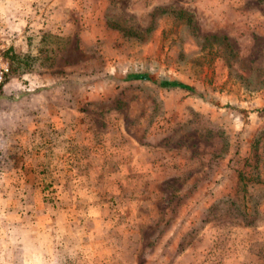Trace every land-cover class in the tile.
Masks as SVG:
<instances>
[{"label": "rangeland", "instance_id": "1", "mask_svg": "<svg viewBox=\"0 0 264 264\" xmlns=\"http://www.w3.org/2000/svg\"><path fill=\"white\" fill-rule=\"evenodd\" d=\"M105 1L70 8L61 23L54 13L37 20L34 39L16 38L5 23L0 28L8 64L0 85V174L12 184L49 163L66 174L69 189L73 168L87 185L118 152L133 147L139 162L145 150L146 160L175 166L148 199L156 211L189 221L186 209L202 202L217 217L213 239L232 246L230 264H237L241 245L264 225V0ZM99 5L109 32L98 38ZM60 31L67 36L54 34ZM134 75L147 79L125 80ZM171 81L191 90L162 86ZM85 227L99 228L93 221ZM121 230H99L94 239L117 242L109 264L159 263L148 259L155 254L153 224L139 228L141 242L126 246ZM180 232L175 248L202 254L198 234L184 226ZM257 246L239 263L264 264V244Z\"/></svg>", "mask_w": 264, "mask_h": 264}, {"label": "crops", "instance_id": "2", "mask_svg": "<svg viewBox=\"0 0 264 264\" xmlns=\"http://www.w3.org/2000/svg\"><path fill=\"white\" fill-rule=\"evenodd\" d=\"M201 1L224 6L233 3L234 0ZM91 4H94V0H0V28L2 29L5 23L12 34L16 33V38L20 39L27 35L34 39L37 20H45L46 17V21H49L50 14L54 13L52 17L55 15L61 23L66 13L71 12L70 8L89 7ZM189 4L193 5L194 2L190 0ZM199 4L201 2L197 3ZM93 12L96 14L94 18L99 24L100 31L94 35H98L99 38L104 32L108 34L109 31L101 25L104 16L100 5L97 12L94 10ZM54 34L67 36L62 35V31ZM56 84L60 85L59 81ZM135 152L133 147L124 153L118 152L116 163L106 165L102 163L95 182L87 185L81 184L76 170L78 168H73L74 172L70 174L74 176L65 179L71 184L69 189L62 181L61 176L64 173L60 170L58 174L52 172L55 168L49 163L43 164L37 171L30 169L29 174L24 177L25 180L16 178L14 182L15 179L12 177V184L6 183L11 180L9 176L0 174V264H109L113 260L112 246L117 242L107 240L101 244L94 240L99 230L107 231L109 234L121 230L117 228V225H121L123 229L121 232L124 235L120 243L126 246L133 241L141 242L143 236L139 228L152 224L155 233L151 242L154 243L152 252L155 254L154 257L148 256L149 260L154 259L160 264L233 262L228 255L232 246L224 247L220 239H213L210 230L217 227L213 223L217 217L211 215L209 212L211 208L202 206V202H194L193 206L190 205L186 209L187 217L191 218L189 221L186 218L176 222L171 218L170 212L156 211V203L153 204L148 199L157 197L154 188L173 177L170 172L175 171V166L170 167V163L164 158L156 162L146 160L145 150L139 151V154L143 153V157L139 162L135 161L133 159ZM125 155H128V161L123 159ZM90 159L97 164L95 158ZM132 174L138 176L135 178ZM211 180L209 178L208 182ZM144 192L148 194L146 198L142 197ZM113 198L116 201L125 200L122 205L117 206ZM154 214L160 219L154 221ZM57 217L62 218V222L56 221ZM92 221L98 223V229L85 227L86 223ZM183 226L189 229V232L194 231L193 236L198 234L200 247L203 248L199 249L202 253L199 256L175 248V243L180 242L182 236L180 230ZM82 232L88 233L91 243L87 244L82 240ZM253 232L256 237L241 245L237 264L242 262L241 259L245 261V256L252 254L255 256L258 253L257 251L255 253L257 245L264 244V225H260L256 231L253 229ZM201 240L204 241V247Z\"/></svg>", "mask_w": 264, "mask_h": 264}, {"label": "trees", "instance_id": "3", "mask_svg": "<svg viewBox=\"0 0 264 264\" xmlns=\"http://www.w3.org/2000/svg\"><path fill=\"white\" fill-rule=\"evenodd\" d=\"M16 55H19L20 54H17L15 52H11V56H14L15 58H19L18 56ZM135 80V79H141V80H145L147 79V76L145 75H134V76H126L125 77V80ZM163 87H167V88H180V89H185V90H191L188 86L184 85L183 83H180V82H177V81H171V82H166V83H163L162 84ZM264 112V111H263ZM257 185L259 184H262V183H259V182H256Z\"/></svg>", "mask_w": 264, "mask_h": 264}, {"label": "built area", "instance_id": "4", "mask_svg": "<svg viewBox=\"0 0 264 264\" xmlns=\"http://www.w3.org/2000/svg\"><path fill=\"white\" fill-rule=\"evenodd\" d=\"M8 72V64L0 55V85L4 82L5 76Z\"/></svg>", "mask_w": 264, "mask_h": 264}]
</instances>
